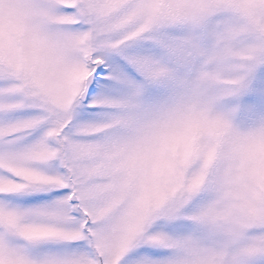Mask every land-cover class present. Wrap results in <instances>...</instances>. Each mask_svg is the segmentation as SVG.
<instances>
[{"label":"snow or ice","instance_id":"obj_1","mask_svg":"<svg viewBox=\"0 0 264 264\" xmlns=\"http://www.w3.org/2000/svg\"><path fill=\"white\" fill-rule=\"evenodd\" d=\"M0 264H264V0H0Z\"/></svg>","mask_w":264,"mask_h":264}]
</instances>
